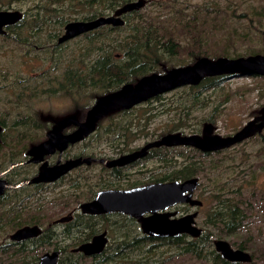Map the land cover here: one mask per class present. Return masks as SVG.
<instances>
[{
  "label": "rangeland",
  "instance_id": "rangeland-1",
  "mask_svg": "<svg viewBox=\"0 0 264 264\" xmlns=\"http://www.w3.org/2000/svg\"><path fill=\"white\" fill-rule=\"evenodd\" d=\"M127 1L132 0H0V10L22 13L0 34V172L10 169L5 175L10 187L0 196V264H40L43 253L52 251H58L56 264H264V129L213 153L162 147L123 169L100 163L164 134L200 133L206 123L213 133H235L264 107L263 75L206 76L113 110L83 139L48 158L83 156L95 162L59 182L28 183L39 166L28 160L31 147L60 119L83 118L99 96L202 57L264 55V0H148L121 26L59 41L68 21L111 14ZM130 25L141 32L134 63L118 46ZM101 57L109 59L107 75L94 73V81L86 80ZM13 163L18 165L10 168ZM191 175L199 184L193 197L203 205L179 203L169 210L177 216L196 211L197 237H151L128 215L79 210L101 188ZM70 211V220L57 221ZM25 225H37L41 233L12 242L10 235ZM98 231L107 234L101 252L74 251ZM218 239L248 252L251 261L224 259L215 246Z\"/></svg>",
  "mask_w": 264,
  "mask_h": 264
},
{
  "label": "water",
  "instance_id": "water-1",
  "mask_svg": "<svg viewBox=\"0 0 264 264\" xmlns=\"http://www.w3.org/2000/svg\"><path fill=\"white\" fill-rule=\"evenodd\" d=\"M147 0L128 1L118 6L111 15H101L88 20L68 21L64 26V33L59 41H65L80 34L90 32L103 25H122L121 16L132 10L142 8ZM22 18L19 10H0V34H4L5 27L17 23ZM228 73L231 76H264V55L255 54L240 57H218L214 60L202 57L193 64L187 66L172 67L164 73H153L140 77L135 83L124 84L119 89L99 96L94 104L86 112L85 119L78 122L74 115L67 116L56 122L48 133V139L35 144L29 150L31 161L40 163L45 155L53 153L55 148L63 149L69 143H74L88 135L95 128L96 123L108 113L119 108H131L150 97L162 94L175 88L197 84L206 76H216ZM263 115L258 118L261 122L255 125V120L249 121L234 134L222 136L213 133V125L206 123L202 133L182 134L171 132L162 135L158 139L147 142L139 151L111 160L108 165L125 164L137 157L143 156L147 149L160 146L189 145L203 151H214L251 135L264 124ZM75 124L77 129L70 134L63 135L61 129ZM1 132V126H0ZM90 157L78 156L57 162L48 166L47 162L40 165L39 173L32 179L33 182L52 181L65 174L70 169L89 163ZM17 165L11 164L10 168ZM1 175V173H0ZM198 184L196 176L184 180L158 181L135 186L127 189H104L87 202L80 204L82 213L102 214L109 212H122L139 220L143 233L152 237H178L182 234H190L197 237L200 228L195 225L197 212H188L177 216L176 211L169 210L179 203H188L190 206H200L201 200L193 197ZM5 182L0 179V192L3 191ZM70 215L61 217L57 221H68ZM40 228L37 225H25L16 229L11 235L12 240H22L37 236ZM215 246L221 256L231 262H245L251 259L248 252L243 249L233 248L228 241L215 240ZM106 244L103 233H99L90 241L79 244L74 251L83 252L86 255L101 252ZM58 251L45 252L40 258V264H56Z\"/></svg>",
  "mask_w": 264,
  "mask_h": 264
},
{
  "label": "flooded vegetation",
  "instance_id": "flooded-vegetation-1",
  "mask_svg": "<svg viewBox=\"0 0 264 264\" xmlns=\"http://www.w3.org/2000/svg\"><path fill=\"white\" fill-rule=\"evenodd\" d=\"M133 1V0H132ZM148 1V0H147ZM128 2V1H127ZM125 3V2H124ZM123 4V3H122ZM121 5V4H120ZM119 5V6H120ZM118 7V6H117ZM116 9V8H115ZM138 10H140V9H135V10H132V11H129V12H127V13H124L122 16H121V18L123 19V24L126 22L125 21V16H128V15H130V14H132V13H135V12H137ZM114 11V10H113ZM113 13V12H112ZM111 13V14H112ZM111 14H108V15H111ZM99 16H101V15H99ZM93 18H95V17H93ZM92 19V18H91ZM88 20V19H87ZM122 24V25H123ZM103 26H111L110 24H108V25H103ZM103 26H100V27H103ZM112 26H114V25H112ZM119 26H121V25H119ZM99 27V28H100ZM74 38V37H73ZM71 39V38H70ZM70 39H67V40H70ZM86 113V112H85ZM109 114V113H108ZM107 114V115H108ZM106 115V116H107ZM263 115V112H262V110L259 112V114L258 115H256L255 117H253L251 120H255V125H258L260 122H261V120L260 119H258V118H260L261 116ZM75 117H76V119H77V121L78 122H81V121H83V120H81V118H82V116L80 117V116H77V115H74ZM85 116H86V114L84 115V119H85ZM106 116H104V117H106ZM250 120V121H251ZM55 124L56 123H54V125L52 126V128L55 126ZM205 125V124H204ZM204 127V126H203ZM214 127V126H213ZM52 128L49 130V132L52 130ZM242 128V127H241ZM77 129V126L75 125V124H70V125H68V126H66V127H64V128H62L61 129V133L63 134V135H67V134H70L71 132H73V131H75ZM263 129H264V124H263V126H262V128L261 129H257V130H255V132L254 133H252L251 135H249V136H247V137H245V138H243V139H241V140H239V141H237V142H235V143H233V144H231L230 146H228V147H223V148H221V149H216V150H214V151H203V150H201V149H199V148H196L197 150H199V151H201L203 154H206V153H213V152H217V151H221V150H224V149H227V148H230V147H233V146H235V145H237V144H239V143H241V142H243L244 140H246V139H248L249 137H251V136H253L254 134H260V133H262V131H263ZM203 130V129H202ZM202 130H201V132L199 133V134H201L202 133ZM213 131H214V129H213ZM238 131V130H237ZM48 132V133H49ZM48 133H47V135H46V138L45 139H43L42 141H40V142H38V143H41V142H44L46 139H48ZM234 134V133H233ZM83 139V138H82ZM150 141H152V140H150ZM78 142V141H77ZM147 142H149V141H147ZM147 142H145L142 146H138V147H136V148H134V149H132V150H126V151H123L122 153H120V154H118V156H116V157H114V158H111L110 160H108V161H106V160H100L101 162L100 163H103V164H105V166L106 167H108V168H110V169H113V168H121V169H123V168H125V167H128V166H130V165H133V164H135L136 162H138V161H141V160H145V159H148V158H150L151 157V153H152V150L153 149H158V148H162V147H166V146H160V147H151V148H149V149H147L146 150V152H145V154L143 155V156H140V157H137V158H135L134 160H132V161H130V162H127V163H125V164H115V165H108V162H110L111 160H114V159H117V158H120L121 156H124V155H127V154H131V153H133V152H135V151H139V150H141V148L147 143ZM38 143H36V144H38ZM74 143H76V142H74ZM74 143H69V144H67L66 145V147L65 148H63V149H60L59 147H57V148H55V150L53 151V153H50V154H47V155H45L44 156V158H43V161L42 162H40V163H37V164H39V166H38V170H37V175H38V173H39V169H40V165H41V163H43V162H47V164H48V166H52V165H54L55 163H57L58 161L61 163V162H63V161H65L66 159H71V158H66V159H61V158H58V159H56V161H54V162H50L49 160H48V158H49V156H51V155H53V154H55V153H58V152H63V150H65L69 145H71V144H74ZM35 145V144H34ZM181 146H188V147H192V146H189V145H181ZM168 148V147H167ZM193 148H195V147H193ZM78 157V156H77ZM83 157V156H82ZM72 158H75V156H73ZM30 159H31V157H29L28 158V160L30 161ZM96 160L95 159H93V158H91V161L89 162V163H82V164H80V165H78V166H76V167H74V168H72V169H70L68 172H66L65 174H63V175H60L59 177H57L56 179H54V180H52V181H41V182H33V181H30V182H28L29 184H48V183H55V182H59L61 179H63V177H65V176H67V174H71L72 173V171L73 170H77V168L78 167H80V166H82L83 164H86V165H88V164H92L93 162H95ZM33 163V162H32ZM18 165V164H17ZM14 167V166H13ZM12 167V168H13ZM10 171V169H4L2 172H0L1 173V175H0V179H2L4 182H5V185H4V187H3V191L2 192H0V196H4L5 195V193L8 191V188L10 187V184H8V180L5 178V175L8 173ZM36 175V176H37ZM35 176V177H36ZM189 177V176H188ZM188 177H186V178H188ZM184 178H181V179H170V180H183ZM161 181H163V180H161ZM165 181H168V180H165ZM151 182H158V181H154V180H148V181H144V182H140L139 184H136V185H133V186H128V187H121V188H117V187H106V188H101V189H99L97 192H96V194L93 196V198L97 195V193L100 191V190H104V189H127V188H132V187H135V186H141V185H144V184H148V183H151ZM28 184V185H29ZM199 186V184H197V186H196V188H195V190L197 189V187ZM194 190V191H195ZM193 195H194V193H193ZM92 198V199H93ZM91 199V200H92ZM198 200H201V199H198ZM201 205L200 206H197V207H201L202 205H203V200H201ZM182 204V203H181ZM183 204H188V203H183ZM174 207V206H173ZM79 210H80V205H79ZM80 212H81V210H80ZM177 212V211H176ZM74 213V212H73ZM82 213V212H81ZM114 213H117V214H125V213H122V212H118V211H116V212H109V213H102L103 215H108V214H114ZM188 213V212H187ZM82 214H84V215H92V214H88V213H82ZM102 214H98V215H102ZM177 214H178V212H177ZM184 214H186V213H184ZM66 215H70V219H71V216L73 217V215H72V212L70 211L69 212V214H66ZM93 215H95V214H93ZM97 215V214H96ZM125 215H128V214H125ZM129 217H131L132 219H134V220H136L138 223H139V225H140V222H139V220L137 219V218H135V217H132V216H130V215H128ZM21 227H23V226H21ZM140 227H141V225H140ZM20 228V227H19ZM18 229V228H17ZM104 232V235H105V238H106V243H107V234H106V232L105 231H98L97 233H95L93 236H95V235H97V234H99V233H103ZM40 233H41V231H40ZM146 234V233H145ZM12 235V234H11ZM11 235H10V239H11ZM93 236L88 240V241H90L92 238H93ZM152 237V236H151ZM23 240H27V239H22V241ZM22 242L21 240H12V242ZM86 242V241H85ZM251 256V255H250ZM251 261V259L249 260V261H245V262H250Z\"/></svg>",
  "mask_w": 264,
  "mask_h": 264
},
{
  "label": "trees",
  "instance_id": "trees-1",
  "mask_svg": "<svg viewBox=\"0 0 264 264\" xmlns=\"http://www.w3.org/2000/svg\"><path fill=\"white\" fill-rule=\"evenodd\" d=\"M129 30H130L129 35L125 36L122 40H119L118 46L121 50H123L126 57H129L130 59L132 58V63H134L135 61L133 62V57H132V55H134V54L132 53V50H134L135 45L139 39V34L141 32H140V29L136 25H130ZM110 48H111V45H110ZM108 61H109V59L108 58L106 59L104 57H101V58H98L97 60H95L94 66L92 67V70L90 71L92 73V75L86 76V80H88L90 82L94 81L95 80L93 77L94 73L98 74L102 78L104 76H106L107 75V73L105 72L106 70H103V69H104V67L106 68ZM132 71H131V73H132ZM79 82H80V84L82 83L81 80H79ZM81 120H84V117L81 118ZM189 177H193V175H191ZM184 179H186V178H184Z\"/></svg>",
  "mask_w": 264,
  "mask_h": 264
},
{
  "label": "bare ground",
  "instance_id": "bare-ground-1",
  "mask_svg": "<svg viewBox=\"0 0 264 264\" xmlns=\"http://www.w3.org/2000/svg\"><path fill=\"white\" fill-rule=\"evenodd\" d=\"M2 129V128H1ZM178 146H181V145H178ZM166 147H168V146H166ZM170 147H174V146H170ZM185 147H187V146H185ZM31 157V156H30ZM32 158V157H31ZM30 162H31V159H30ZM194 196V195H193Z\"/></svg>",
  "mask_w": 264,
  "mask_h": 264
}]
</instances>
